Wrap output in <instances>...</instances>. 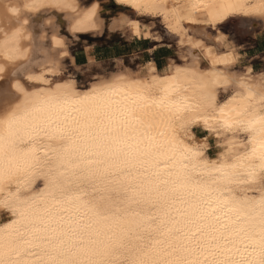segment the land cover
<instances>
[{"label": "snow or ice", "instance_id": "6c2138e0", "mask_svg": "<svg viewBox=\"0 0 264 264\" xmlns=\"http://www.w3.org/2000/svg\"><path fill=\"white\" fill-rule=\"evenodd\" d=\"M109 7L100 20L96 5L81 9L74 0H0V73L12 65L0 86V194L5 207L16 206L0 228V264H208L224 252L264 264V72L226 75L236 57L219 55L228 38L210 34L228 17H259L264 27V0H190L173 9L134 0L125 10L138 19ZM193 14L202 19L180 54L184 67L162 74L146 64L139 79L123 66L128 76L113 75L90 56L93 70L77 72V83L63 38L44 36L67 24L79 41L99 32L98 21L105 33L147 35L139 21L153 16H171L178 32ZM53 15L58 21L44 22ZM42 59L50 63L41 67ZM62 59L66 71L55 76ZM36 82L45 88L29 91ZM209 139L222 141L214 159L205 154ZM14 179L16 191H6ZM35 180L42 187L21 200Z\"/></svg>", "mask_w": 264, "mask_h": 264}, {"label": "crops", "instance_id": "0c3cea01", "mask_svg": "<svg viewBox=\"0 0 264 264\" xmlns=\"http://www.w3.org/2000/svg\"><path fill=\"white\" fill-rule=\"evenodd\" d=\"M118 6L114 5L112 8H118ZM118 12L123 11L119 10ZM263 32L264 29L257 35H262ZM257 35L254 36L256 39L254 43L250 41L242 43L240 34H234V31L225 32V37L228 39L224 48L227 50L234 47L238 57L237 63L241 59L249 60L250 63L247 65L250 64L253 67V72H255L253 58L258 56L257 52L264 42V38H258ZM79 36V41H72L68 45L70 54L66 58L68 65L75 62V72H78L79 75H87L88 72H92L93 66L88 63L90 56L97 63L104 65L118 66L121 63L129 67L136 65L137 71L144 70L146 64L152 63L156 66L157 71H161L166 70L169 61L177 53L176 44L173 50L172 43H164L148 35H125L123 30L117 34L105 33L103 29L97 34L80 33ZM2 221L0 220V222Z\"/></svg>", "mask_w": 264, "mask_h": 264}, {"label": "rangeland", "instance_id": "374dc122", "mask_svg": "<svg viewBox=\"0 0 264 264\" xmlns=\"http://www.w3.org/2000/svg\"><path fill=\"white\" fill-rule=\"evenodd\" d=\"M94 0H79V3L81 6H86V5H89L93 2ZM99 3H100V6H101V9L104 8V5L107 4V5H110V7L108 8L107 12L108 13H113V12H118L119 10H122L123 12L121 13H124L125 16L129 17V19H138V16H135V15H130L128 11H126L125 9H128V7L126 6H122V5H119L118 8H112L114 5H118L115 3L114 0H103L102 2H100L101 0H98ZM103 7V8H102ZM101 13V12H100ZM141 16H144L143 14H140ZM49 17V16H47ZM53 17V16H52ZM52 17L50 16L49 19L50 21H53L55 20V17L52 19ZM101 17L103 19H105V15H102L101 14ZM255 19V23H247V24H244L243 22H238V23H233V18L230 17L229 19H227L225 22H223L222 24L218 25L216 27V29H211L210 30V34L212 36H215L217 35V30L220 34H222L223 36H225V32L227 31H234V34H240L241 36V42L242 43H245V42H252L254 43V41L256 39H254V36L259 34L258 32H260L261 30L264 29V27H261V24H260V18L258 17H254ZM159 20L160 22L157 23L156 21ZM57 21V20H55ZM142 25V27H146L147 29V35L148 36H153V37H158L159 39L158 40H161V42H164V43H172L173 44V47L172 49L174 50V45L176 44V49H177V53L175 54V56L172 58L171 61H169V66L167 69H169L170 67V64L173 65V64H183L182 63V60H183V57L180 55L182 51H184V48L183 46H180L178 45V37L175 35V34H172L170 33L166 28H165V25L163 24L162 22V18L161 17H151L150 21L145 23L144 20H140L139 21ZM146 25V26H145ZM223 25V27L221 26ZM67 27L66 25L62 26L60 28V31L59 33H56L57 34V38H63L64 40V43H65V48H66V51L68 53V55L70 54L69 52V48H68V45L72 42V38H71V34L66 30ZM103 30V29H102ZM102 30H99V31H102ZM46 37L48 35H56V34H53V33H49L48 31H46ZM258 38H264V32L262 33V35H257ZM232 49V48H229V50ZM260 50H258L257 54L258 56L254 57L253 58V62L255 63V74L256 73H259V72H264V42L262 43V45L260 46L259 48ZM229 50L225 49L224 52H221L219 54L221 55H225V54H228L229 53ZM262 51V52H261ZM223 53V54H222ZM232 55H234L236 57V61L235 63L233 64V69L234 70H237V71H243L247 66L248 63H250L249 60L247 59H241L238 63H237V53L234 52ZM61 63L59 64L60 66V72L57 76H60V75H63L66 71V65H65V60H59ZM122 62V61H120ZM149 64H152V63H149ZM250 65V64H249ZM121 66H123L124 68H128L130 71H134V73H139V74H142L143 70L142 71H137V66L136 65H131L130 67L127 66V65H123V63H121L120 65L118 66H110L109 68V71L113 73V75H116L118 73H121ZM134 66V67H133ZM42 67V66H41ZM165 69L164 70H161L159 71L160 73H165L166 71ZM118 72V73H117ZM123 72V71H122ZM115 73V74H114ZM69 76H71L77 83H79V76H86V75H79L77 76V72L75 71H72V72H69L68 73ZM94 76L96 75H102V73H96L94 72L93 74ZM53 78V79H52ZM55 79V76H51V80H54ZM60 81H64V80H60ZM56 82H59V80H56ZM7 84V83H6ZM4 85V84H0V86H7V85ZM38 85V83H37ZM202 131H205V134L208 135V136H211L210 133H208L206 130H202ZM209 145L207 147V151L206 153L212 157H214L212 155L213 151H218V149L215 148V145L217 143H219L218 141H215V139H209L208 141ZM41 185V184H39ZM9 213L7 212H2L0 214V220H6L9 218Z\"/></svg>", "mask_w": 264, "mask_h": 264}, {"label": "bare ground", "instance_id": "6f19581e", "mask_svg": "<svg viewBox=\"0 0 264 264\" xmlns=\"http://www.w3.org/2000/svg\"><path fill=\"white\" fill-rule=\"evenodd\" d=\"M116 4L118 5H122V6H126L128 8L131 7L132 3L134 2V0H114ZM74 2L79 5V7L81 9H86V8H89L91 7L92 5H96L97 6V15L99 16V19L100 20H104L102 17H101V6H100V3L98 0H94L91 4L89 5H86V6H81L80 3H79V0H74ZM190 0H163V3L165 4L166 8L167 9H173V8H178L180 6H183V5H186L187 3H189ZM103 8V7H102ZM108 10V9H107ZM55 11H57L58 13H62L63 15L65 16H71V12L67 9H56ZM122 15L125 16L124 13H120ZM140 14H143V15H148L147 13H140ZM52 17V16H51ZM55 17V20L58 21L59 17L56 16V15H53L52 19ZM153 17H157V16H153ZM162 18V22L163 24L165 25V28L172 34H175L177 37H178V45L180 46H183L184 48V51H186L187 49V37L188 36H191L192 35V28L194 27V23L193 21L195 22H199L202 18L199 16V15H196V14H193L192 16V19L191 20H181L180 21V27L183 31H178V32H173L169 29L168 27V23H173L175 24V19H173L171 16L169 17V20L167 22H165L164 18ZM230 18V17H228ZM227 18V19H228ZM259 18V17H258ZM227 19H225L224 21H226ZM53 20V21H55ZM50 21L49 17H45L44 18V22H48ZM224 21H218L217 24H216V27L220 24H222ZM66 27H67V24H65ZM97 28H99V30H102L103 29V25H101L99 23V21L97 22ZM146 26V25H145ZM24 28V34L27 36V35H30L33 33V27H32V19L29 18V24L27 25H24L23 26ZM67 30V29H66ZM149 30V29H147ZM46 31L44 32V36L46 37ZM186 33V34H185ZM57 35V34H56ZM193 40H196V39H199V37H196V36H193L192 37ZM181 40H183L185 43L184 44H181ZM21 47L22 48H27L29 49V52H28V56L30 57L31 56V47L32 45L30 44V42L28 40H22L21 41ZM234 47H232L233 49ZM232 49H228L229 50V53L233 54L232 53ZM219 54V53H218ZM223 54V53H222ZM221 55V54H219ZM21 61H17V63H20ZM0 63H3V61H0ZM44 63H50V61H43L42 59V62H41V65L43 67ZM61 62L60 61H57V65H56V69H55V76H57L60 72V64ZM155 69H156V72L160 73L159 71H157V68L154 64H152ZM173 67L175 66H179V67H184V64H173L172 65ZM12 67V65H5V72L4 73H0V84H6L7 83V79H8V71L10 70V68ZM199 69L203 72H211V71H224L223 69H220L218 66L216 68H212V67H208V68H204L203 65H199L198 66ZM168 68V67H167ZM247 69H252V72H253V67L251 65H247V67L243 70V71H237V70H234L233 69V65H232V71L231 72H226V75H228L229 77L231 76H243L244 75V72L247 70ZM131 73H134V71H130ZM118 73V72H117ZM115 74V73H114ZM119 75H124V76H128V73L126 72H122L121 73H118ZM163 74V73H162ZM168 74H171L170 72ZM254 75H261L262 72H259V73H254ZM51 76H47L46 78L48 80H51ZM133 79H139V78H142V74L138 75V76H133L132 77ZM53 79V78H52ZM38 83L37 85V88L36 89H29V91H35L37 89H41V88H45V85L40 83V82H36V84ZM56 83H64V81H60L59 82H56ZM3 85V86H4ZM7 85V84H6ZM54 86V85H53ZM78 91L80 89H77ZM211 135V134H210ZM216 141V140H215ZM219 143H222V141H220ZM209 143L207 144V147H208ZM207 156H209V158L211 159H214L215 157H212L210 155H208L207 153H205ZM120 179H124V178H120ZM18 181L17 180H12L10 182V184L8 185L6 191H10V192H15L16 191V185H17ZM40 184V181L39 180H35L32 185L30 187H25L21 190V193H20V199H24L25 198V195L26 194H30L31 193V189H35L38 185ZM42 187V185H39ZM16 207L15 205L12 204L11 200L8 201V206L5 207V201H4V195L3 194H0V214L2 212H7L9 213V218L0 222V228H2L4 225H7L10 223V221L13 219V215H12V211L10 210L11 208H14ZM217 257L218 259L213 261L212 259H209V262L208 264H239V255L235 254V253H228V252H224V253H217ZM202 264H203V261H202Z\"/></svg>", "mask_w": 264, "mask_h": 264}, {"label": "trees", "instance_id": "16d2710c", "mask_svg": "<svg viewBox=\"0 0 264 264\" xmlns=\"http://www.w3.org/2000/svg\"><path fill=\"white\" fill-rule=\"evenodd\" d=\"M229 19V18H228ZM225 22V21H224Z\"/></svg>", "mask_w": 264, "mask_h": 264}]
</instances>
